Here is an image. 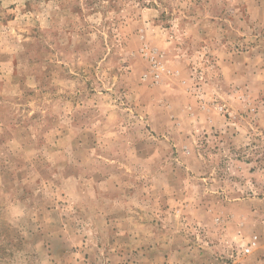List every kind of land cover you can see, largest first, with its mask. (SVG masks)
Listing matches in <instances>:
<instances>
[{
    "label": "rangeland",
    "instance_id": "rangeland-1",
    "mask_svg": "<svg viewBox=\"0 0 264 264\" xmlns=\"http://www.w3.org/2000/svg\"><path fill=\"white\" fill-rule=\"evenodd\" d=\"M0 264H264V0H0Z\"/></svg>",
    "mask_w": 264,
    "mask_h": 264
},
{
    "label": "built area",
    "instance_id": "built-area-1",
    "mask_svg": "<svg viewBox=\"0 0 264 264\" xmlns=\"http://www.w3.org/2000/svg\"><path fill=\"white\" fill-rule=\"evenodd\" d=\"M247 251V250H246Z\"/></svg>",
    "mask_w": 264,
    "mask_h": 264
}]
</instances>
